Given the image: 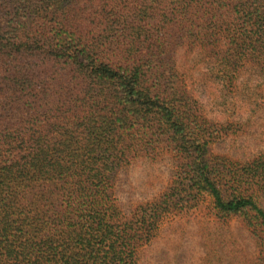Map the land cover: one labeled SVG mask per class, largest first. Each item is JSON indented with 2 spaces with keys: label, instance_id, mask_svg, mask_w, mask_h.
<instances>
[{
  "label": "trees",
  "instance_id": "1",
  "mask_svg": "<svg viewBox=\"0 0 264 264\" xmlns=\"http://www.w3.org/2000/svg\"><path fill=\"white\" fill-rule=\"evenodd\" d=\"M236 106L264 107V0H0V264H137L204 199L263 240L264 149L219 151Z\"/></svg>",
  "mask_w": 264,
  "mask_h": 264
},
{
  "label": "rangeland",
  "instance_id": "2",
  "mask_svg": "<svg viewBox=\"0 0 264 264\" xmlns=\"http://www.w3.org/2000/svg\"><path fill=\"white\" fill-rule=\"evenodd\" d=\"M261 108L247 115L237 112V106L233 109L238 116H231L227 123L230 142L219 151L241 156L240 152L264 149V107ZM241 113L244 120H240ZM170 169L168 155L133 167L122 179L120 196L125 201H138L158 194L166 185ZM137 264H264V235L263 240H257L237 218L218 219L204 199L194 209L164 218L154 238L141 249Z\"/></svg>",
  "mask_w": 264,
  "mask_h": 264
}]
</instances>
